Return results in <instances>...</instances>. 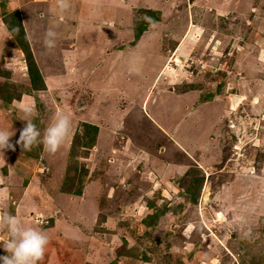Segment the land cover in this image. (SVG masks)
<instances>
[{
  "label": "rangeland",
  "instance_id": "rangeland-1",
  "mask_svg": "<svg viewBox=\"0 0 264 264\" xmlns=\"http://www.w3.org/2000/svg\"><path fill=\"white\" fill-rule=\"evenodd\" d=\"M127 1L136 6L133 17L123 0H85L83 23L91 21L95 29L80 33L85 27L78 24L64 39L54 31L52 48L35 43L32 57L42 81L32 82L25 56L4 51L0 74L10 79L0 81V95L6 97L0 108L16 130H0L14 132L9 141L17 158L10 167L0 165L7 168L3 173L15 171L0 183V190L2 185L8 190L0 195V214L16 215L48 234L38 264H264V107L259 108L264 66L248 64L253 54L264 52V0ZM143 2L160 9L149 10ZM21 9L36 13L23 19ZM35 10L28 0H0V22H10L18 11L23 26L46 34ZM156 15H163L166 27L146 28ZM111 21L118 24L113 31ZM142 27L143 39L133 41L140 47L126 51L133 29ZM6 38L3 46H17L15 36ZM179 38L176 52L185 39L196 46L188 62L175 57L162 66L164 54L171 53L162 50ZM68 41L73 50L61 47ZM111 46H124L126 52L109 55ZM45 48L48 62L40 54ZM242 50L246 81L237 78L243 61L235 53ZM156 74L154 85L160 81L146 97V109L163 134L140 109V97ZM128 78L143 80L141 95ZM179 91L186 93L178 96ZM236 93L243 100L231 110L241 99L231 101ZM18 103L33 106L29 119L41 136L57 111L71 115V129L55 153L41 142L30 150L16 143L26 124ZM226 104L229 112L223 113ZM7 149L0 150L1 158ZM60 188L80 191L76 195L85 200ZM7 235L0 225V239ZM75 237L87 238L84 249L71 248V242L83 245ZM0 255H7L2 247Z\"/></svg>",
  "mask_w": 264,
  "mask_h": 264
},
{
  "label": "crops",
  "instance_id": "crops-1",
  "mask_svg": "<svg viewBox=\"0 0 264 264\" xmlns=\"http://www.w3.org/2000/svg\"><path fill=\"white\" fill-rule=\"evenodd\" d=\"M85 0H67V3H68V7L67 8H65V9H61V8H59L58 7V0H28V3H30V2H32V4H33V6L36 8V10H37V14H36V16L38 17V19L40 20V24H41V29H42V27L45 29V31H46V29H47V31L49 30V29H51V30H53V31H55V32H57V34H59V35H61L62 37H63V39L64 38H66L67 37V35H68V33H70V32H72L73 30H75L76 28H77V26H78V24H81V26H82V24H84L83 22H84V19H85V17H86V15L87 14H83V10L80 12V6H81V4L84 2ZM104 2H107V0H103ZM110 1H112V0H110ZM124 1V3H127V5L129 6V7H131V14H132V17H133V8L135 7L136 8V6H133V5H129L128 4V1L127 0H123ZM164 1H168V0H164ZM77 2H79V7L78 8H75V7H71L72 6V4L73 5H75V4H77ZM148 3V2H147ZM154 6H147L146 5V2L144 3H142L141 5L142 6H144L145 8H147V9H149V10H152V11H155V10H157V9H160L157 5H156V3L154 2V3H152ZM141 5H138V6H140L141 7ZM35 10V11H36ZM21 11V13L23 14V19H25V18H27V17H31V18H33V16L35 15V13L36 12H33V11H25V10H20ZM160 11V10H159ZM33 13H34V15H33ZM160 14H163L162 12H160ZM240 15H242V13L240 14ZM67 16H69V17H67ZM162 17H163V15H159V20H153V21H151L148 25H147V27L146 28H152V27H155V28H163V27H166V25L167 24H165V23H162V22H160L161 20H162ZM239 17V16H238ZM243 17V16H242ZM60 19H62V20H60ZM63 19H65V22H63ZM41 20H42V22H41ZM78 20H79V23H78ZM132 20H133V18H132ZM22 21V20H21ZM93 22V21H92ZM158 22V23H157ZM0 23H2V21L0 22ZM153 23H156V24H153ZM22 24V26H23V23H21ZM113 24H117L115 21H111L110 22V29L113 31ZM2 29H3V34H1V36H0V51H2V53L0 54V62H2L1 61V59L6 55V54H4V51L6 50L7 52H10V53H14V54H12L13 56H20V54L22 55V57H21V59H23L24 58V54H23V52H22V50L19 48V47H15V46H9V48H7L6 46H3V42L4 41H7V38H6V35H7V33H9V31H8V29L6 28V26L4 25V23H2ZM97 25L99 26V23H97ZM118 25V24H117ZM127 26H128V24H127ZM84 27H85V29L83 30L82 29V27L80 28V29H78L79 31H80V33H85L86 31H87V29L88 30H93V29H95V26L91 23V21H90V24L88 23V24H84ZM187 27V26H186ZM1 29V28H0ZM2 29H1V32H2ZM23 29H24V33H25V35H26V38H27V41H28V43H29V46H30V49H31V52L32 51H34V54L36 53V49H35V43H37V42H40V43H43L44 44V39H45V34H39L37 31H32L27 25H24L23 26ZM97 29V28H96ZM77 30V31H78ZM186 30V29H185ZM46 31V32H47ZM107 30H99V31H97L96 33H98V34H102V33H104V32H106ZM145 31H146V29L144 30V31H142V33H141V35H140V37L136 40L137 42H135L136 43V45L139 43V41L140 40H142L143 39V35H144V33H145ZM111 33V32H110ZM10 34V33H9ZM88 34V33H87ZM86 34V35H87ZM109 35V33H106V35H104L103 37H102V39H103V44H101V45H103L104 47H102V46H100L101 48H103L104 50H106V47H105V45H107L108 44V40L107 39H104V37L105 36H108ZM182 37H183V35L180 37L181 39H182ZM178 39L176 42H175V45L173 46V47H164V49L162 50V52H163V54H164V52L166 53V51L167 50H171V53L169 54V56L168 57H166V54H164L165 55V60H164V62H163V65L162 66H164L167 62L166 61H173V58H178L179 60H181V61H187L188 62V56L187 55H189L190 53H192L193 52V50L192 49H194L196 46H192L193 44H192V42H189V40L186 42V39H185V41H184V45L185 46H181V50L179 51V52H176V49L180 46V40L181 39ZM135 38H134V29H133V40H134ZM133 40H132V43H133ZM190 41H192V40H190ZM122 43H124V41H122ZM72 45V43H70V41H68V45L67 46H61V47H64L65 49H67V51H70V50H73L76 46H71ZM135 44L133 43V44H131V45H129L130 47H127L126 48V51H128V50H130V49H133L134 47H137L136 49H138L140 46H134ZM2 46V47H1ZM119 46H116V47H114V46H111V48H109L108 49V54L110 55V54H112L113 53V51H115V53H123V52H126V51H124L125 50V47L124 46H121V48H118ZM6 48V49H5ZM33 49V50H32ZM62 49V48H61ZM17 50H18V52H17ZM47 48H45V50L42 52V53H40L41 54V56H42V61L43 62H48V61H50L49 59H48V57H49V55H48V53L45 55V53L47 52ZM205 51H208V50H205ZM239 53L240 52H236L235 54H236V59H242V64L241 65H239L238 64V75H237V78L238 79H240V78H244L243 79V81H246V75H244L243 76V74H244V72H245V67H246V64H244V62H245V60H244V53H245V51H241V53H242V55H240L239 56ZM248 54V53H247ZM254 55V57L252 58V59H250L249 60V66H250V64L254 61V67L256 68V69H258V68H261L262 66V64H263V66H264V52H263V55H260V54H253ZM257 56H259V57H257ZM36 57V56H35ZM37 57H38V54H37ZM98 58L99 59H101V57L100 56H98ZM190 58H191V56H190ZM36 61H37V58L35 59ZM79 60V59H78ZM194 61V60H193ZM240 61V60H239ZM257 61H260L262 64H259V63H257ZM38 62V61H37ZM174 62V61H173ZM6 67H7V64L5 65ZM152 66L154 67V69L156 70L157 69V65H156V63H153L152 64ZM249 66H248V68H249ZM5 67V68H6ZM10 67V66H9ZM12 67H14V66H12ZM111 67H112V65H111ZM247 68V69H248ZM6 69H11V68H6ZM13 72L14 71H10V74H9V76L10 77H12V75H13ZM264 73H262V75H263ZM158 77V74H156L154 77H153V81H152V84H150V85H148V90L145 92V94H144V97L141 95V92H140V88H141V85H139L140 83H138V82H142L143 80H139V79H130V78H128L129 80H131V82H132V84H133V86H132V88L131 89H133V92H135V93H138V94H140L141 95V106H140V109L143 111V113L145 114V115H148L149 116V120L151 121V123H153V124H155V126H157V128L158 129H160L161 131H159L160 133H162L165 129H163L162 128V126H161V124L156 120V119H154L153 117H152V115H151V113L146 109V106H147V104H148V102H149V100H150V98H149V100H146V97L150 94V95H152V93H153V91L155 90V88L157 87V85H158V83H159V81H160V79L157 81V83L154 85V83H155V79ZM0 78H3V79H0V81H6V80H9L10 78H8V77H6L5 75H3V74H0ZM126 80V79H125ZM146 81V80H145ZM150 81H151V79H150ZM242 81V82H243ZM136 82V83H135ZM138 83V84H137ZM149 83V82H148ZM168 83H171V82H169V80H168ZM154 85V86H153ZM166 92H168V93H175V92H173L172 90H169V87L167 88L166 87ZM186 92H184V93H181V91H179V93H176L178 96L180 95H184ZM258 94H259V92H258ZM198 95H200V94H198ZM206 95V94H205ZM234 95H237V96H241V99L236 103V105H235V107H232V106H230V108H231V110H236V108H237V106L239 105V103L243 100V96H242V94L241 93H236V94H234ZM159 97L161 96V94H159L158 95ZM130 98H131V96H129ZM255 98H256V100H255ZM261 99V98H260ZM207 100V99H206ZM257 100H259V98L258 97H254L253 96V100L252 101H257ZM205 100H203V101H201L200 100V102H204ZM206 102L207 101H205V104H206ZM208 103L210 104V100H209V98H208ZM225 103V102H224ZM1 104V103H0ZM231 104V103H230ZM260 107L259 108H262V107H264V104L262 103L261 104V102H260ZM225 107V108H224ZM223 107V109H222V112L223 113H227V112H229V111H227L229 108H226L227 107V104H226V106H224ZM198 111H199V109H198ZM223 115V114H222ZM226 115H229V114H226ZM9 116H8V114L5 112V108H0V128H4V127H14L13 129H15L16 130V125L15 126H13L12 125V123L11 124H7V121H9V118H8ZM225 117V116H224ZM225 119V121L227 120L226 118H224ZM166 132V131H165ZM14 133V132H13ZM163 134V133H162ZM172 135V134H171ZM173 136V135H172ZM19 137V136H18ZM10 138V137H9ZM11 143V142H10ZM161 144H158L156 147H158V146H160ZM175 146H178L179 144L178 143H175L174 144ZM178 147H180V146H178ZM142 151H143V149H142ZM147 151V150H146ZM17 158V156H15L14 155V153L11 151V148H8L7 149V155L5 156V157H3V158H1L0 157V165L1 166H3V165H5L4 163H7V166L6 167H8L9 166V163L10 164H12V162H14L13 160L14 159H16ZM3 168V170L4 171H6L7 170V168ZM10 167V166H9ZM3 170L2 169H0V183H5V181L7 180V178L9 177H12L11 176V173H14V172H12V171H10L8 174L7 173H3ZM13 175V174H12ZM4 179H6V180H4ZM2 189V191L0 190V195H3V196H6V194H8V190L6 191V193H5V190L7 189L6 187H4V185H2V187H1ZM57 189V188H56ZM61 193H65V192H63V191H60ZM10 193V192H9ZM67 193V192H66ZM11 194V193H10ZM67 194H69V195H71V196H77L76 194L75 195H72L71 193H67ZM78 197V199H80V200H82L83 199V201L85 200L83 197H81V196H77ZM51 203H52V201H51ZM53 208H54V206H53ZM55 208H56V211H57V205L55 206ZM94 211V210H93ZM94 213V212H93ZM57 214H58V211H57ZM83 215V214H82ZM84 216V215H83ZM86 218V217H85ZM90 220V219H89ZM64 222V221H63ZM63 222H62V227H63ZM90 222V221H89ZM91 223V222H90ZM59 227H61V224L59 225ZM66 226H64L63 227V229L65 228ZM60 230H58V232H59ZM70 238H72L71 236H69V237H67V239H70ZM74 239H77L76 237L74 238ZM86 239L87 238H82V239H77V240H80V242H82L83 243V245L82 246H79L78 244H76V246L71 242L70 244H72V245H70L71 246V248H74L75 250H77V251H80L82 248L84 249L85 247L84 246H86V245H84L85 244V241H86ZM88 244H91V243H89V242H87ZM95 246V245H94ZM58 258V257H57ZM58 259H63V256H59V258ZM58 264H62V263H58Z\"/></svg>",
  "mask_w": 264,
  "mask_h": 264
},
{
  "label": "clouds",
  "instance_id": "clouds-1",
  "mask_svg": "<svg viewBox=\"0 0 264 264\" xmlns=\"http://www.w3.org/2000/svg\"><path fill=\"white\" fill-rule=\"evenodd\" d=\"M58 7L62 10L67 8V0H58ZM55 36L56 33L51 29L46 32L44 40L46 47H54ZM16 108L24 113L23 120L26 121L16 143L24 150H30L35 143L41 142L46 151L55 153L71 129V115L57 111L41 136L40 130L29 119L34 112L33 106L18 103ZM12 134L10 131L0 130V150L14 147L9 141ZM0 225L6 228L8 234L6 239H0L2 241L0 247L7 252V255H0V264H38L49 242L48 234L41 229L26 226L18 216L8 212L0 214ZM233 230L237 229L233 226ZM249 233L250 229L245 231L244 235L247 236Z\"/></svg>",
  "mask_w": 264,
  "mask_h": 264
},
{
  "label": "trees",
  "instance_id": "trees-1",
  "mask_svg": "<svg viewBox=\"0 0 264 264\" xmlns=\"http://www.w3.org/2000/svg\"><path fill=\"white\" fill-rule=\"evenodd\" d=\"M13 17L14 18L10 22H7L5 20V18H4L3 19V23L6 26V28L8 29L9 33L16 37V39H15L16 40L15 43L17 44L16 47H19L22 50V52H23V54L25 56V59L28 60V63L27 62L26 63H27V68L30 71V76L29 77H30V79H32V82L35 83V82L42 81L41 75H40V73H39V71H38V69H37V67H36V65L34 63V59L32 57V52H31L29 43L27 41L26 35L24 33V29H23V26L21 24L19 12L18 11L15 12L13 14ZM154 20L155 21L159 20V17L158 16L155 17ZM142 31H144V27H142L141 29L137 28L135 30L134 38L136 40L141 35ZM31 67L34 69V72L31 71V69H30ZM5 98L6 97H3L2 95H0V103H1V105L6 106V101H5L6 99ZM60 189L63 192H69V193H73V194H80L81 193L80 191L71 192V191H66V189H63V188H60Z\"/></svg>",
  "mask_w": 264,
  "mask_h": 264
},
{
  "label": "bare ground",
  "instance_id": "bare-ground-1",
  "mask_svg": "<svg viewBox=\"0 0 264 264\" xmlns=\"http://www.w3.org/2000/svg\"><path fill=\"white\" fill-rule=\"evenodd\" d=\"M239 98V97H238ZM236 96L233 97V103L235 104L237 102L238 99Z\"/></svg>",
  "mask_w": 264,
  "mask_h": 264
},
{
  "label": "water",
  "instance_id": "water-1",
  "mask_svg": "<svg viewBox=\"0 0 264 264\" xmlns=\"http://www.w3.org/2000/svg\"><path fill=\"white\" fill-rule=\"evenodd\" d=\"M234 96H236V97L238 98L237 95H232V96H231V101H232V99H233ZM231 103H232V102H231ZM231 106H232V104H231ZM43 169H45V168H43Z\"/></svg>",
  "mask_w": 264,
  "mask_h": 264
}]
</instances>
